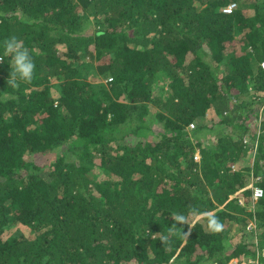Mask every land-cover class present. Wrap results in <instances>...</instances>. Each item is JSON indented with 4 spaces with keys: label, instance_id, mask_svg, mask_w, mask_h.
I'll use <instances>...</instances> for the list:
<instances>
[{
    "label": "trees",
    "instance_id": "trees-1",
    "mask_svg": "<svg viewBox=\"0 0 264 264\" xmlns=\"http://www.w3.org/2000/svg\"><path fill=\"white\" fill-rule=\"evenodd\" d=\"M12 35L35 74L12 89L0 63V264L257 257L264 0H0ZM191 208L187 241L151 238Z\"/></svg>",
    "mask_w": 264,
    "mask_h": 264
},
{
    "label": "clouds",
    "instance_id": "clouds-1",
    "mask_svg": "<svg viewBox=\"0 0 264 264\" xmlns=\"http://www.w3.org/2000/svg\"><path fill=\"white\" fill-rule=\"evenodd\" d=\"M0 48H2V52H0V63L5 61V58L9 59V77L7 79L8 87L12 89H19L21 84L31 83L34 74H35V62L32 58L30 50L24 46L23 42L19 40L15 35H12L8 38H5L2 43H0ZM203 215L197 208L189 209L188 213H175L171 216L174 224L171 227H167V231H162L157 234H151V238H159L162 242L163 247L171 246V237L177 233H179L181 239L187 241L188 235H190V231L188 233H182L181 229L176 227V224L179 225H188L189 229H191L194 225L189 224L190 216H198ZM209 230L212 232H219L223 229V224L220 220L211 216L208 220ZM253 264H256L253 261Z\"/></svg>",
    "mask_w": 264,
    "mask_h": 264
},
{
    "label": "built area",
    "instance_id": "built-area-1",
    "mask_svg": "<svg viewBox=\"0 0 264 264\" xmlns=\"http://www.w3.org/2000/svg\"><path fill=\"white\" fill-rule=\"evenodd\" d=\"M236 7H237V4L236 3H232V4L228 5L226 8H224V12L225 13H231ZM262 66L264 67V63H262ZM261 115H262V110H261L260 116ZM190 127L194 128L195 125L194 124H191ZM255 148H257V144L255 145ZM195 159L196 160H199L200 159V155L197 154L195 156ZM252 194H253V203H252L253 205L252 206H254V204H255L254 202H257L260 198H262L264 196V190L260 186H258V185L255 184L253 186V188H252ZM253 228H255V224L254 223H251L249 225V229H253ZM259 256H263L264 257V248L261 250V252L258 251L257 257L254 258L253 260H251L249 262V264H253V261H255L256 264H262ZM236 262H235V264H239L238 262L237 263Z\"/></svg>",
    "mask_w": 264,
    "mask_h": 264
},
{
    "label": "rangeland",
    "instance_id": "rangeland-1",
    "mask_svg": "<svg viewBox=\"0 0 264 264\" xmlns=\"http://www.w3.org/2000/svg\"><path fill=\"white\" fill-rule=\"evenodd\" d=\"M260 94V93H259ZM261 98H263L264 99V95H261ZM263 102H264V100H263ZM263 106H264V103H263ZM262 115L260 116V120H258L259 122H261L262 121ZM213 136H215L214 134H212ZM211 135V136H212ZM202 139H206V138H202ZM53 159H55V154L53 153V152H51V153H49L48 155H46L45 156V160H46V162H48V161H52ZM258 202V201H257ZM255 204H254V206H253V208H256L255 207V205H256V202H254ZM238 226V225H237ZM236 226V227H237ZM18 228V226H16V227H14L13 229H10V230H8L7 232H6V236H8V235H10L11 233H13V232H15L16 231V229ZM22 229H24L25 230V228H22ZM28 232V231H27ZM253 260V259H252ZM235 261V260H234ZM251 261V260H250ZM249 262H247L246 264H248ZM240 264V263H239Z\"/></svg>",
    "mask_w": 264,
    "mask_h": 264
},
{
    "label": "crops",
    "instance_id": "crops-1",
    "mask_svg": "<svg viewBox=\"0 0 264 264\" xmlns=\"http://www.w3.org/2000/svg\"><path fill=\"white\" fill-rule=\"evenodd\" d=\"M235 262H236V261L232 260V261L230 262V264H235ZM236 263H237V262H236Z\"/></svg>",
    "mask_w": 264,
    "mask_h": 264
}]
</instances>
